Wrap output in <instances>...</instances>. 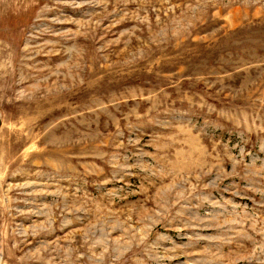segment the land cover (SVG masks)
I'll use <instances>...</instances> for the list:
<instances>
[{
    "label": "rangeland",
    "instance_id": "1",
    "mask_svg": "<svg viewBox=\"0 0 264 264\" xmlns=\"http://www.w3.org/2000/svg\"><path fill=\"white\" fill-rule=\"evenodd\" d=\"M0 264H264V0H0Z\"/></svg>",
    "mask_w": 264,
    "mask_h": 264
},
{
    "label": "bare ground",
    "instance_id": "2",
    "mask_svg": "<svg viewBox=\"0 0 264 264\" xmlns=\"http://www.w3.org/2000/svg\"><path fill=\"white\" fill-rule=\"evenodd\" d=\"M81 2V1H80ZM53 58V57H52ZM57 92V91H56ZM50 95H52V94H50Z\"/></svg>",
    "mask_w": 264,
    "mask_h": 264
}]
</instances>
